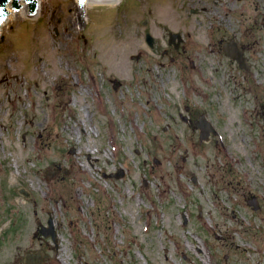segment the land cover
I'll return each instance as SVG.
<instances>
[{"label":"rangeland","instance_id":"obj_1","mask_svg":"<svg viewBox=\"0 0 264 264\" xmlns=\"http://www.w3.org/2000/svg\"><path fill=\"white\" fill-rule=\"evenodd\" d=\"M42 3L0 34V264H264V0Z\"/></svg>","mask_w":264,"mask_h":264},{"label":"water","instance_id":"obj_2","mask_svg":"<svg viewBox=\"0 0 264 264\" xmlns=\"http://www.w3.org/2000/svg\"><path fill=\"white\" fill-rule=\"evenodd\" d=\"M95 1H106V2H116V0H95ZM39 0H0V27L4 26L2 20H13V14L24 16L27 18H34ZM35 10V11H34ZM84 2L80 4L77 0H73V12H74V25L82 28ZM179 33L170 34V41L174 36L179 37ZM1 39V38H0ZM146 41L151 46L153 44V37L149 32H146ZM228 55L235 58L240 66L244 65V56L241 50H239L235 43L229 44L224 48ZM245 68H247L245 66ZM196 126L200 128V141L208 138L210 129L212 127L204 119L203 116L196 121ZM122 175V174H121ZM120 175V176H121ZM47 177H49L47 175ZM195 182V181H194ZM255 207L257 205L255 204ZM39 231L44 236H51L52 240L55 242L56 233L52 227L51 220L48 221V226H40ZM43 260L37 252H27L25 255V260L18 264H39Z\"/></svg>","mask_w":264,"mask_h":264},{"label":"bare ground","instance_id":"obj_3","mask_svg":"<svg viewBox=\"0 0 264 264\" xmlns=\"http://www.w3.org/2000/svg\"><path fill=\"white\" fill-rule=\"evenodd\" d=\"M120 2V0H116V2H106V1H95V0H84V12L85 11H87V7H89V6H91L92 4H94V3H97V4H108V3H112V4H114V3H119ZM42 7H43V3H42V0H39V3H38V6H37V9H36V12H35V15L34 16H36V18H38L39 16H41V9H42ZM40 13V14H39ZM225 13H227V12H225ZM173 12L171 11V10H166V12H165V15H164V17H163V19L164 20H166V19H168V18H170V17H173ZM20 15H17V14H13V20L15 19V18H17V17H19ZM20 17H24V16H20ZM13 20H2V22H3V24H4V26H1L0 27V34H2V32H3V30H4V28L6 27V25L8 24V23H10L11 21H13ZM83 167H85V165H83Z\"/></svg>","mask_w":264,"mask_h":264},{"label":"flooded vegetation","instance_id":"obj_4","mask_svg":"<svg viewBox=\"0 0 264 264\" xmlns=\"http://www.w3.org/2000/svg\"><path fill=\"white\" fill-rule=\"evenodd\" d=\"M223 48H224V47H223ZM237 48H238V47H237ZM237 64L239 65V63H237ZM247 68H248V69H247L246 71H249V70H250V65H248ZM262 106H263L262 109H263V114H264V104H262ZM186 110L189 111V107H188V108L186 107ZM186 119H187V117H186Z\"/></svg>","mask_w":264,"mask_h":264}]
</instances>
